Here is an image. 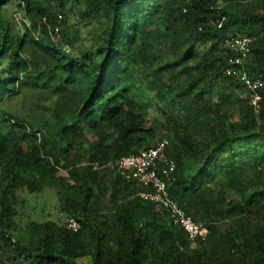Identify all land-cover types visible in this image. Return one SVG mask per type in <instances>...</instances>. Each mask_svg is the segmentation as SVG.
<instances>
[{"label":"trees","instance_id":"16d2710c","mask_svg":"<svg viewBox=\"0 0 264 264\" xmlns=\"http://www.w3.org/2000/svg\"><path fill=\"white\" fill-rule=\"evenodd\" d=\"M10 2L0 0V105L23 77L45 80L60 99L47 140L0 116L9 124L0 136V264H264V85L256 111L224 73L226 41L247 34L245 70L264 81V0H17L21 21ZM90 24L97 40L89 45L67 53L55 43L56 25L68 39ZM10 66L14 76H2ZM139 71L171 112L166 139L144 127L143 106L121 90ZM157 140L176 165L170 197L206 229L205 240L193 243L166 210L135 195L143 186L114 172L118 157ZM46 188L61 222L34 219L20 194ZM68 216L79 230L65 228Z\"/></svg>","mask_w":264,"mask_h":264},{"label":"rangeland","instance_id":"374dc122","mask_svg":"<svg viewBox=\"0 0 264 264\" xmlns=\"http://www.w3.org/2000/svg\"><path fill=\"white\" fill-rule=\"evenodd\" d=\"M72 7V11L68 13L70 20L76 21L79 8L77 5H73L71 2L68 7ZM10 13L17 19V21L22 20L21 11L18 8L17 0H11L10 2ZM92 25H87L82 27L81 36H77L76 33H73L74 36H69L68 39H65L64 36L59 39L58 34L55 33L53 36L55 43L64 42L67 44L66 50L67 53L79 50L82 45H89L97 40V36H93L89 33V30H92ZM71 44L74 46L72 47ZM163 59H161L162 61ZM15 72L10 66L7 68L2 76L7 78H12ZM41 74H44L43 72ZM43 79L38 78L37 80L33 78L23 77L19 80L20 88L17 94L11 96L8 100H5L0 105V116L5 117L7 120L10 119L6 114L13 116V120H23L26 121L31 127L42 132L44 138L41 139L47 140L54 135H56L55 126V104L60 99L59 95L55 94L52 90V86L43 84ZM122 92L123 95L133 96L138 99L140 104L143 106L141 110L143 115V125L144 127L149 125L155 126V134L157 136L163 135V138L171 136V131H169V126L171 125L170 119V110L166 107V102L156 99L154 95V89L150 86V76L149 73L136 72L132 75L130 80H123ZM206 102H215L214 99H207ZM6 113V114H5ZM75 115L74 107H70L61 112V118L63 120L73 117ZM9 122V121H7ZM166 126V127H165ZM9 129V124L6 126L0 125V136L7 133ZM39 135V133H38ZM66 140V139H65ZM156 139L148 138L147 144ZM40 141V142H41ZM36 143H38L36 141ZM78 145V141H75L74 146L71 148V152ZM64 149V146H60L59 153ZM58 174L65 176L66 172L62 169H59ZM67 182V180H65ZM27 191L20 192V194L27 199L26 204L29 208H33V218L38 221L51 219L59 220V210L57 207V194L54 192V189L46 188L42 192L37 193L33 192L32 194H26ZM27 213V210H25Z\"/></svg>","mask_w":264,"mask_h":264},{"label":"built area","instance_id":"2783aa9c","mask_svg":"<svg viewBox=\"0 0 264 264\" xmlns=\"http://www.w3.org/2000/svg\"><path fill=\"white\" fill-rule=\"evenodd\" d=\"M61 15H58V20ZM224 16L213 24L220 27ZM59 26L54 27L58 33ZM254 37L247 34H237L226 42L229 49L227 65L224 73L240 82L246 89L250 106L258 111L260 93L264 81L248 75L244 64L249 57ZM166 142L157 140L151 146L134 154L122 155L113 163L115 173L126 180L135 181L145 190L138 191L135 195L145 201L161 206L168 213L169 223L181 227L193 243L196 239L205 240L207 231L196 223L184 209L175 202L169 194V184L173 181L175 162L166 154ZM64 226L70 231L80 229V223L74 216L64 218Z\"/></svg>","mask_w":264,"mask_h":264},{"label":"clouds","instance_id":"9594fccd","mask_svg":"<svg viewBox=\"0 0 264 264\" xmlns=\"http://www.w3.org/2000/svg\"><path fill=\"white\" fill-rule=\"evenodd\" d=\"M142 150V149H141ZM82 151V150H81ZM140 151V150H139ZM138 151V152H139ZM167 154V153H166ZM176 166V165H175ZM114 168V167H113ZM176 169V168H175ZM114 172H115V170H114ZM119 176V175H118ZM121 177V176H120ZM123 178V177H122ZM124 179V178H123ZM126 180V179H125ZM129 181V180H128ZM133 182H135V181H133ZM136 183V182H135ZM137 193V192H136Z\"/></svg>","mask_w":264,"mask_h":264},{"label":"water","instance_id":"95a60500","mask_svg":"<svg viewBox=\"0 0 264 264\" xmlns=\"http://www.w3.org/2000/svg\"><path fill=\"white\" fill-rule=\"evenodd\" d=\"M81 155H82V156L85 155V151H84V150L81 151Z\"/></svg>","mask_w":264,"mask_h":264}]
</instances>
